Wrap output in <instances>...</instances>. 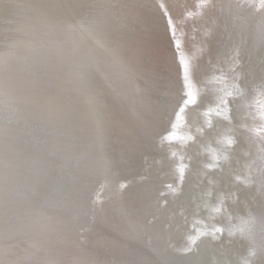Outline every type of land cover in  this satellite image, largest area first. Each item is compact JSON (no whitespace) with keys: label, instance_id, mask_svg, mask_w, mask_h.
<instances>
[{"label":"water","instance_id":"95a60500","mask_svg":"<svg viewBox=\"0 0 264 264\" xmlns=\"http://www.w3.org/2000/svg\"><path fill=\"white\" fill-rule=\"evenodd\" d=\"M0 264H264V0H0Z\"/></svg>","mask_w":264,"mask_h":264},{"label":"bare ground","instance_id":"6f19581e","mask_svg":"<svg viewBox=\"0 0 264 264\" xmlns=\"http://www.w3.org/2000/svg\"><path fill=\"white\" fill-rule=\"evenodd\" d=\"M91 0H87L89 2ZM80 3V2H79ZM76 29V27L74 26ZM243 32V30H242ZM70 35H72V38L74 37V32H71L69 30L68 32ZM69 37V36H67ZM65 41L61 38L55 42V49L53 52L48 54L47 56V62L45 64H39L35 63V61L29 62L26 66L30 70L32 81L35 83H40V88L38 91L35 90H26L27 96L30 97L33 100V108L37 110V114L41 113L43 114L47 119L54 118L58 122L55 124L57 127H60V120L64 122L65 118L62 116L63 111V104H62V94L64 90L67 88V77L68 75H65L64 79H59V73L56 71L61 65V67H68V64L72 62L75 55L69 58V55L64 52L65 47ZM85 62V61H84ZM46 67V68H45ZM42 69L45 68L42 72V76H45V80L50 79V81L53 80V89H52V95L45 98V94L49 93L50 90L45 89L42 86V81L40 77V72L36 69ZM68 70L70 68H67ZM44 80V81H45ZM26 97V96H24ZM61 128V127H60Z\"/></svg>","mask_w":264,"mask_h":264}]
</instances>
